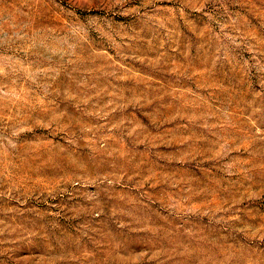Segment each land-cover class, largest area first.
<instances>
[{
	"label": "rangeland",
	"instance_id": "rangeland-1",
	"mask_svg": "<svg viewBox=\"0 0 264 264\" xmlns=\"http://www.w3.org/2000/svg\"><path fill=\"white\" fill-rule=\"evenodd\" d=\"M0 264H264V0H0Z\"/></svg>",
	"mask_w": 264,
	"mask_h": 264
}]
</instances>
